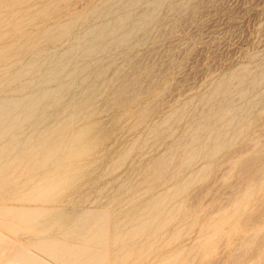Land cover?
I'll return each instance as SVG.
<instances>
[{
  "label": "rangeland",
  "instance_id": "rangeland-1",
  "mask_svg": "<svg viewBox=\"0 0 264 264\" xmlns=\"http://www.w3.org/2000/svg\"><path fill=\"white\" fill-rule=\"evenodd\" d=\"M148 6L0 0V102L36 90L70 49L83 59L95 28ZM156 14L95 66L85 60V85L24 126L17 155L3 152L0 264H264V0H164ZM63 125L66 157L33 180L36 139Z\"/></svg>",
  "mask_w": 264,
  "mask_h": 264
},
{
  "label": "bare ground",
  "instance_id": "bare-ground-1",
  "mask_svg": "<svg viewBox=\"0 0 264 264\" xmlns=\"http://www.w3.org/2000/svg\"><path fill=\"white\" fill-rule=\"evenodd\" d=\"M147 3H148V8L144 11V12H141L139 13L138 11V15H134V14H130V13H126L121 16L117 21H115L114 24L112 25H104V26H101L99 28H95L92 32H90V36L92 37V41H91V44L89 46V48H87L84 52V56H83V59H80L78 58L77 56H75V52L73 49H70L69 51H67L61 58H60V61L58 64H55L53 65L51 68H49L48 70H46L44 76H43V80L40 84V86L36 89V90H31V88L29 89L28 87H25L24 90L27 92V95L24 97V98H19V94L18 96H16L15 94H12L11 96H9L8 98H6L5 100H3L2 102H0V167L2 166V163L6 162L8 160L9 157H5L3 155V152L4 151H7L9 150L11 152V155H17L18 151L21 150L20 149V145L18 143V140H21V138H23V134H22V130L24 128V126L30 122H32L34 119L36 118H42V115L45 111L47 110H50L52 108H55V107H59L62 100L65 99V97L67 96V91L68 89H70L71 87H74L75 85H78V83L80 81L83 80V84H84V81L86 79H89V71H88V74L86 72V67L87 65L85 66V60L89 61V64H88V67H92V66H95L98 62L102 61L103 60V57L108 53H111V52H114L116 51L118 48H120L121 46H124L126 44H128V42L130 41L131 37L133 36L134 33H136L137 31L139 32L140 29H142V26H140V24H145L146 22H150L155 15H157L156 13L158 12L160 6L162 5L163 1L164 0H145ZM169 1V0H168ZM143 3V1H142ZM123 7V5H122ZM119 9V8H118ZM125 9V8H123ZM129 10V9H128ZM108 11V10H107ZM122 11V10H121ZM134 12V11H133ZM136 12V13H137ZM121 13V12H120ZM135 13V14H136ZM113 14V13H111ZM114 15V14H113ZM114 19V18H112ZM75 20V19H74ZM77 20V19H76ZM80 20V19H79ZM133 20H136L135 23L131 24L130 21H133ZM127 22L130 23V25L128 27H126L127 25ZM134 22V21H133ZM140 23V24H139ZM110 24V23H109ZM145 27V26H144ZM145 29V28H144ZM68 31V30H67ZM110 31H112L113 33H116L118 34V37H116L115 39H109V36H106V33H109ZM60 33V32H59ZM111 33V32H110ZM66 34V33H65ZM47 36V35H46ZM42 37V36H41ZM56 37V36H55ZM42 38H45V37H42ZM133 38V37H132ZM37 40V39H36ZM41 40V38H40ZM50 40V39H49ZM48 40V41H49ZM82 42V41H81ZM87 42V41H85ZM36 44V43H35ZM42 45V44H41ZM40 45V46H41ZM49 45V43H48ZM34 46V45H33ZM79 47V46H78ZM32 48V47H31ZM38 48V47H36ZM37 50V49H35ZM40 50V49H38ZM42 50V49H41ZM80 50V49H79ZM43 51V50H42ZM65 51V50H64ZM78 51V49H77ZM37 52V51H36ZM24 53V52H23ZM26 54V53H25ZM28 54V53H27ZM22 55V54H21ZM23 56V55H22ZM22 56H21V59H22ZM26 56V55H25ZM38 56V55H37ZM36 56V57H37ZM61 56V55H60ZM40 57V56H39ZM44 57V56H43ZM93 59V60H92ZM25 60V59H24ZM2 61V60H1ZM4 61V60H3ZM52 61V60H51ZM26 63V62H25ZM39 60H35L34 62H29L27 63L25 66H24V69L21 73H19L18 75H16L13 80L11 81V83H15L16 81H18L21 77H27L29 75L30 72L32 71H35L38 69V66H39ZM49 64V62H47ZM103 63V62H102ZM101 63V64H102ZM47 64V65H48ZM46 65V66H47ZM103 65V64H102ZM45 66V65H44ZM87 67V68H88ZM42 69V68H41ZM44 69V68H43ZM105 69V68H104ZM45 70V69H44ZM42 74V73H40ZM95 74V73H94ZM63 78V83L60 82L61 78ZM5 80V79H4ZM36 80V79H35ZM30 81V80H29ZM95 82V81H94ZM86 83V82H85ZM17 85V84H16ZM22 85V84H20ZM85 85V84H84ZM83 85V86H84ZM82 86V87H83ZM12 87H15V86H12ZM86 87V86H84ZM83 87V88H84ZM8 88V87H7ZM98 88V87H97ZM8 90V89H7ZM11 90V89H10ZM74 90V89H73ZM76 90V89H75ZM74 92V91H73ZM76 93V92H75ZM26 94V93H25ZM82 95V94H81ZM71 97V96H70ZM1 98V96H0ZM76 98V96H75ZM75 100V99H73ZM72 100V101H73ZM66 103V102H65ZM70 103V102H69ZM72 104V103H71ZM57 109V108H56ZM60 111V110H58ZM50 112V111H49ZM52 113V112H51ZM74 113V112H73ZM236 113V112H235ZM72 114V113H71ZM70 114V115H71ZM76 113H74V118H76ZM234 114V113H233ZM64 114H62L63 116ZM73 115V114H72ZM82 115V114H81ZM59 116V115H58ZM61 116V115H60ZM73 117V116H72ZM55 118V117H54ZM235 118V117H234ZM43 119V118H42ZM76 120V119H75ZM73 120L72 122L74 123ZM231 120V119H229ZM57 121V120H56ZM67 121V120H66ZM71 122V121H69ZM68 122V123H69ZM71 122V123H72ZM62 123V122H61ZM67 123V124H68ZM229 123V122H228ZM37 124V123H36ZM47 124V122H46ZM45 124V125H46ZM31 125V124H30ZM29 125V126H30ZM66 125V124H65ZM69 125V124H68ZM209 125V124H208ZM204 127V126H203ZM62 128V127H61ZM67 128V127H66ZM63 125V128L56 130L55 133H53L50 138H37L36 141H37V148H36V152L38 153V157L35 159V163L34 166L32 165V168L29 172V175L31 176L32 175V179H33V175H36L37 173L40 174V171L43 170V171H48L50 173V171L52 172V170L55 168H57V166L61 165V160L62 158L64 157V155L62 154H65L66 152V145H63V143L65 142V140L63 141L62 138H59L58 135H61L63 134L65 131H67ZM70 128H72L70 126ZM227 128V127H226ZM41 129V128H40ZM69 129V128H68ZM74 129V128H73ZM204 129V128H203ZM28 130V129H27ZM217 131V130H216ZM226 131V130H225ZM224 131V132H225ZM26 132V131H25ZM28 132V131H27ZM49 132V131H48ZM54 132V131H53ZM72 132V131H71ZM79 132V131H78ZM222 132V131H221ZM19 133H21V135H19ZM68 133V132H67ZM220 132H218L219 134ZM51 134V132H50ZM222 134V133H221ZM37 135V134H36ZM49 135V134H48ZM29 136V135H28ZM28 136H26L25 134V137L26 139L28 138ZM31 136H29L30 138ZM64 137H65V134H64ZM63 137V138H64ZM218 137V135H217ZM221 137V136H220ZM66 138V137H65ZM70 138V137H68ZM31 139V138H30ZM67 139V138H66ZM201 139V138H200ZM218 139V138H217ZM221 139V138H220ZM79 140V136L74 139V144L77 143V141ZM71 141H72V138H71ZM192 141V140H191ZM202 141V140H201ZM33 142V141H31ZM30 142V144H31ZM71 143V142H70ZM29 144V145H30ZM22 146V145H21ZM78 146V145H77ZM198 144L194 143L192 144L191 146V150L194 151L196 148H197ZM188 147V146H187ZM23 148V147H22ZM72 150H73V146L71 145ZM76 148V147H75ZM216 149V148H215ZM218 149V148H217ZM68 150H70L68 148ZM76 150V149H74ZM33 151V155H34V151L35 150H31ZM175 151V150H173ZM24 152V151H23ZM27 152V151H26ZM172 152V151H171ZM22 153V152H21ZM31 153V152H29ZM68 153V152H67ZM23 154V153H22ZM28 154V152H27ZM26 154V155H27ZM25 155V153H24ZM176 155V153H174L170 159H168V161H165L163 164V168L166 169L169 165V161L171 160L172 161V158ZM30 156V155H29ZM35 156V155H34ZM13 157V156H12ZM16 157V156H15ZM27 157V156H26ZM32 157V155H31ZM66 157V155H65ZM64 157V158H65ZM70 157V155H69ZM20 158V157H18ZM22 158V157H21ZM20 158V159H21ZM27 159H29L27 157ZM31 159V158H30ZM181 159V158H180ZM16 160H18L16 158ZM26 160V159H25ZM24 160V161H25ZM69 159H65V161L69 163ZM72 160V159H71ZM70 160V161H71ZM250 160V159H249ZM13 161H14V158H13ZM23 162V161H22ZM19 163V166L20 165H24L23 168H25L26 164H23V163ZM65 162V163H66ZM160 162V161H159ZM248 162V161H247ZM12 163V162H11ZM11 163H10V167H11ZM6 164V163H4ZM1 167L3 170L6 169V167H9V166H6L4 165ZM32 164V163H30ZM28 164V165H30ZM157 164V163H156ZM155 164V165H156ZM160 164V163H159ZM177 164V163H176ZM4 166H6L5 168H3ZM17 165L14 166L13 164V167L11 170H17L19 169V166L18 168L16 167ZM160 166V165H159ZM15 167L17 169H15ZM27 167H30V166H27ZM157 167V166H156ZM0 168V169H1ZM155 168V167H154ZM1 169V171H2ZM8 169V168H7ZM21 169V167H20ZM27 169V168H26ZM25 169V170H26ZM30 168H28L29 170ZM34 169V170H33ZM9 170V169H8ZM24 170V171H25ZM157 170V169H156ZM159 170V169H158ZM5 171V170H4ZM10 171V170H9ZM54 171V170H53ZM23 172V171H22ZM26 172V171H25ZM156 172V171H155ZM7 173V171L5 172ZM3 172V174H5ZM10 173V172H9ZM15 173V172H14ZM13 173V174H14ZM42 173V172H41ZM57 173V172H56ZM161 174V171L159 172ZM1 174V173H0ZM3 174H1L3 176ZM11 174V173H10ZM12 174V175H13ZM46 174V173H45ZM158 174V173H157ZM28 175V176H29ZM55 175V173H54ZM1 176V177H2ZM5 176H8L5 175ZM10 178H11V175H9ZM17 176V175H16ZM20 176V174H19ZM22 176V175H21ZM20 176V177H21ZM45 176H48L45 175ZM45 176H41V177H44ZM156 176V175H155ZM26 177V175H25ZM24 177V178H25ZM37 177H39V175H37ZM14 178V177H13ZM16 178V177H15ZM14 178V179H15ZM43 178V179H44ZM47 178V177H46ZM67 178V176H66ZM3 179V177H2ZM38 179V178H37ZM36 179V180H37ZM42 179V178H41ZM16 181H14V183H11L12 184V187L15 186V182L17 184H19L18 182L20 181H17V179H15ZM21 180V179H20ZM35 180V178L33 179ZM45 181V180H44ZM4 182V181H3ZM2 182V183H3ZM6 182V181H5ZM34 182V181H32ZM53 182V181H52ZM28 183H31V181H28ZM27 182L25 184H28ZM51 183V182H50ZM14 184V185H13ZM24 184V183H23ZM24 184V185H25ZM6 185V183H5ZM29 185V184H28ZM31 185V184H30ZM35 185V184H34ZM40 185V184H39ZM44 185V184H43ZM7 186V185H6ZM5 186V187H6ZM9 186V185H8ZM37 186H38V183H37ZM42 186V185H41ZM4 187V188H5ZM11 187V185H10ZM9 187V188H10ZM11 187V188H12ZM24 187V186H23ZM27 187V185L25 186ZM35 187V186H34ZM33 187V189H34ZM39 187V186H38ZM1 188V187H0ZM3 188V187H2ZM1 188V189H2ZM4 188L2 190H4ZM8 188V187H7ZM5 189V190H8V189ZM17 188V187H16ZM29 188V186H28ZM0 189V192L2 191ZM19 189V187H18ZM31 189V188H29ZM11 190V189H9ZM13 190V189H12ZM21 190H24L23 188ZM51 190V187L50 186H43L42 188V193L45 194L47 193L48 191ZM33 191H36V190H33ZM40 191V190H39ZM183 191V190H182ZM25 192V191H24ZM4 193V192H2ZM11 193H13L11 191ZM18 193V192H16ZM10 194V193H9ZM14 194H15V191H14ZM31 194V193H30ZM37 195V194H36ZM42 195V194H41ZM40 197H43L41 196ZM2 196V195H1ZM7 196V194L5 195ZM12 196V195H11ZM52 196V195H51ZM13 197V196H12ZM37 197V196H36ZM35 197V198H36ZM45 197V196H44ZM1 198H4V194ZM29 198V196L27 197ZM38 199V198H37ZM43 199V198H42ZM198 199V198H197ZM1 200V199H0ZM23 200V198H22ZM37 201V200H36ZM44 201V200H43ZM6 209V208H4ZM0 210H3L0 209ZM19 210V209H18ZM17 210V211H18ZM22 211V209H20ZM28 210V209H27ZM27 210L25 212H27ZM38 210V209H37ZM15 211V213L17 212ZM40 211V210H39ZM8 212V211H7ZM23 212V211H22ZM21 212V213H22ZM29 212V211H28ZM27 212V213H28ZM35 212V211H34ZM45 212L46 209H45ZM1 213V211H0ZM14 213V212H13ZM14 213V214H15ZM155 213V211L153 212ZM3 214V213H2ZM1 214V215H2ZM13 214V215H14ZM19 214V213H18ZM18 214H15L16 216V219H18ZM45 213L44 212H36L32 215L34 216H31L32 218L33 217H38L39 216V219L40 217H42ZM12 215V216H13ZM22 216L24 214H21ZM20 215V216H21ZM27 215V214H26ZM29 215H30V212H29ZM152 215V214H151ZM10 216V215H9ZM11 216V218H12ZM21 216V217H22ZM20 217V218H21ZM26 217V216H23V218ZM30 217V216H29ZM28 217V218H29ZM89 218V217H88ZM104 218V217H103ZM13 219V218H12ZM26 219V218H25ZM30 219V218H29ZM37 219V218H36ZM32 220V219H31ZM100 220V219H99ZM17 221V220H16ZM20 221V220H19ZM23 221V220H21ZM105 221V220H104ZM101 222V220H100ZM94 223V222H93ZM1 225V223H0ZM2 225H5L3 224L2 222ZM1 225V226H2ZM8 229L9 227L11 228V226L8 224ZM6 226V227H7ZM93 226V225H92ZM4 227V226H3ZM74 228L76 226H73ZM100 227V226H99ZM103 227V226H102ZM106 228V227H105ZM100 229V228H99ZM103 229V228H102ZM107 229V228H106ZM77 230V229H75ZM90 230V228H89ZM97 230H98V227H97ZM96 230V231H97ZM104 230V229H103ZM100 231V230H99ZM99 233V232H98ZM102 233V231H101ZM133 233V232H132ZM92 235V234H91ZM97 235V234H96ZM108 237V236H106ZM132 237V236H131ZM134 237V236H133ZM36 239V238H35ZM38 239V238H37ZM76 239V238H75ZM133 240V238H131ZM26 241V240H25ZM86 243V242H85ZM95 243V241H94ZM107 244V243H106ZM95 245H97L95 243ZM129 247V246H128ZM124 248V247H123ZM16 249V248H15ZM24 250V249H21V251ZM20 251V250H19ZM248 251V250H247ZM24 253L26 252L25 250L23 251ZM93 252H96V251H93ZM92 252V253H93ZM13 254V253H12ZM19 255V254H18ZM245 255V254H244ZM11 257H8V258H12L14 255H9ZM87 256V255H86ZM85 258H88L89 257V253H88V257ZM91 259V257H89ZM92 258H94L92 256ZM8 259V260H10ZM16 258H13L14 260V263L17 262V260H19L20 262L23 261L25 262L28 257L26 256H18L17 257V260H15ZM88 259V260H90ZM98 259V258H96ZM236 259V258H235ZM12 260V259H11ZM13 260L11 262H13ZM93 260V259H92ZM94 263H96L97 261H95V259L93 260ZM198 261V260H197ZM93 263V262H92ZM189 263V262H188ZM3 264V263H2ZM8 264V263H7Z\"/></svg>",
  "mask_w": 264,
  "mask_h": 264
}]
</instances>
